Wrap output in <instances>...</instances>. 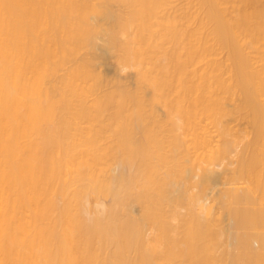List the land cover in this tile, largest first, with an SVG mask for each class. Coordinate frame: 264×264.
<instances>
[{"label":"bare ground","instance_id":"6f19581e","mask_svg":"<svg viewBox=\"0 0 264 264\" xmlns=\"http://www.w3.org/2000/svg\"><path fill=\"white\" fill-rule=\"evenodd\" d=\"M176 1L0 0V264H264V0Z\"/></svg>","mask_w":264,"mask_h":264},{"label":"rangeland","instance_id":"374dc122","mask_svg":"<svg viewBox=\"0 0 264 264\" xmlns=\"http://www.w3.org/2000/svg\"><path fill=\"white\" fill-rule=\"evenodd\" d=\"M184 2H186V1H185V0H184V1H183V0H178V1H176L177 4H184ZM221 55H222V54H221ZM221 55H218V57H221ZM103 68H104V67H102V69H103ZM159 112H161V111H159ZM206 121H207V120H206ZM206 121H205V122H206ZM207 122H209V121H207ZM207 122H206V123H207ZM212 130H215V129L212 128ZM213 134H216V132H214ZM213 134H212V135H213Z\"/></svg>","mask_w":264,"mask_h":264}]
</instances>
